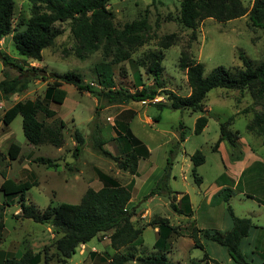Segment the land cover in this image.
I'll return each instance as SVG.
<instances>
[{"label": "rangeland", "instance_id": "374dc122", "mask_svg": "<svg viewBox=\"0 0 264 264\" xmlns=\"http://www.w3.org/2000/svg\"><path fill=\"white\" fill-rule=\"evenodd\" d=\"M179 1H111L108 10L113 15V26L118 33L125 24L142 19L146 21L140 32L126 37V42H122L123 48L129 53L128 59L114 62V57L104 55L101 46L77 57L76 45L69 32L68 23L58 24L62 33L50 47L41 52L40 61L18 56L11 37L25 28L30 17V4L26 0H15L11 32L0 42V80L3 79V73L11 78L19 73L14 67L3 65L2 59L6 58L8 62L25 70L36 68L45 74L77 73L84 84L92 85L93 88L101 87L98 73L106 70L112 77L113 89L121 88L132 93L141 85L153 87V78L148 68L149 54L155 53L160 56L163 88L185 97L190 90L185 71L179 68L182 52L189 61L203 66L204 77L216 67H224L230 71L242 69L240 54L253 64L264 58V32L250 26L247 14L226 23L205 19L198 25L196 39L192 41L191 31L177 20ZM240 1L249 11L252 0ZM62 88L66 91L63 104H47L48 109L56 112L55 117L44 119L38 115V120L47 126H54L59 120L64 122V128L61 130L63 143L60 147L48 143L40 146L28 144L22 133L20 115L8 125L1 122L3 112L14 103L44 99L46 81L33 80L25 91L14 95L5 97L0 94V172L5 173V178L14 182H35V186L25 192V202L40 212L48 205L79 203L88 188L97 190L102 187L101 175L110 176L124 186L132 183L131 192L136 187L140 189V194L133 195L127 208L135 209L131 219L134 227H145L137 243L116 251L110 246V232L99 235L98 238L80 246L64 264H108L115 253L131 252L136 258L158 254L153 246L158 238L157 233L153 227H146L154 218H167L172 226L177 225L179 229V235L170 237L169 252L165 253L171 262L189 264L192 259H201L203 251L189 246L186 238H189L188 235L194 226L213 229V223L204 216L208 207L201 204L195 212L196 222L189 223L187 219L183 220L172 211L170 200L165 193L145 198L162 177L163 183L171 191L178 193L187 190L193 200L198 202L199 190L187 168L190 155L196 151H200L205 158V162L196 169L197 175L203 179L201 191L221 182L224 183L223 187L233 190L229 204L234 215L249 218L259 234L256 247H244L242 254L250 264H262L260 255L264 253V187L261 184L264 183V136L259 137L246 130L253 114L260 111L262 106L253 103L247 90L239 92L213 89L203 101V111L193 113L189 110L157 109L154 107L155 102L167 103L163 94L152 101L123 104L102 101L97 104L96 98L87 92L78 91L70 85H63ZM203 115L207 117V125L196 135L193 132L195 121ZM226 121L227 129L238 133L237 143L242 157L236 162L229 160V149L225 142H219L216 149H213L219 137V123ZM118 123L128 124L134 137L142 143L148 153L147 156L139 158L140 165L135 176L119 170L112 160L91 148L93 137L97 134L105 141L103 148L114 156L121 155L125 149L127 151L129 146L123 137L117 138L115 133L118 130L115 125ZM180 127L184 132L183 142L178 139ZM75 129L81 133L84 140L76 158L72 156ZM11 143L20 147L18 157L13 161L6 155ZM39 157L51 159L56 166L47 167L36 162ZM167 160L170 161L171 170L165 176ZM180 170L186 173V185L181 180ZM150 171H154L153 177L146 180ZM232 172L239 174L235 176L238 179H231L234 175ZM241 172L244 177L242 179ZM1 182L0 173V184ZM212 201V212L221 220L224 214L227 215L225 204L221 197H214ZM19 213L18 198H5L0 191V251L16 257L30 251L40 255L39 264H43L45 254L49 264H58L52 228L48 224H36L31 220L16 217ZM248 238L252 240L254 237L248 235ZM204 251L210 255L214 254L211 247ZM92 252H95L94 255H91ZM126 264L140 263L135 259Z\"/></svg>", "mask_w": 264, "mask_h": 264}, {"label": "trees", "instance_id": "16d2710c", "mask_svg": "<svg viewBox=\"0 0 264 264\" xmlns=\"http://www.w3.org/2000/svg\"><path fill=\"white\" fill-rule=\"evenodd\" d=\"M30 4V17L22 31L12 35V41L18 56L34 61L41 60V52L50 47L54 40L62 33L58 24L68 23V29L76 45L75 54L81 57L101 46L106 57H114V62L125 61L129 53L123 48L126 37L136 34L145 27V19L125 24L118 33L113 26V15L108 10V5L113 0H26ZM15 0H0V42L11 32L12 16ZM248 15L251 27L262 29L264 32V0H252L249 11L242 6L240 0H180L178 22L191 31L190 40L196 39V29L205 19H213L218 23H226ZM149 73L153 78V87L139 86L134 92L124 89L112 88V77L106 70L98 73L101 87L93 88L92 85L84 84L81 76L77 73L65 74L50 73L36 68L25 70L21 66L12 64L3 58V65H10L19 71L17 76L9 77L3 73L0 80V94L10 96L25 91L28 84L33 80L46 81L44 99L25 100L14 103L3 112L1 122L10 124L16 116L22 118V133L26 142L32 146H40L48 143L54 147H60L63 143L61 130L64 122L59 120L54 126L44 125L38 120L40 114L44 119L55 117L56 112L47 108L48 103L61 105L66 97L63 85L73 86L78 91H84L93 95L97 104L105 101L109 104H123L129 102L152 101L163 94L166 104L155 102L154 107L159 110H189L202 112L203 101L207 93L213 89H226L234 91L247 90L254 104L261 105L262 109L255 112L246 130L256 136H264V58L256 64L239 55L242 69L230 71L224 67H216L210 73L203 76V66L200 63L189 61L184 52L181 53L179 68L185 71L189 94L179 96L172 91L163 88L161 81L162 68L159 64L158 54H149ZM50 79V80H49ZM49 80V81H48ZM141 87V88H140ZM98 109V108H97ZM156 121V119H155ZM118 125V126H117ZM117 138H122L129 146L128 150L121 155L114 156L103 147L105 141L97 134L93 137L91 148L100 155L112 160L119 170L127 172L131 176L137 174L139 158L148 153L142 143L134 137L128 124L118 123ZM207 125V117L200 116L194 125V134L199 135ZM228 122L219 123V137L214 144L216 149L219 142H225L229 149V160L239 161L242 152L237 140L238 133L227 129ZM179 132V142L184 141V132ZM74 148L73 157H77L83 137L75 129L73 132ZM264 145V140H263ZM20 153V147L14 143L8 146L6 155L10 161L16 160ZM192 169L191 175L194 183L200 185L202 177L196 173V168L205 162L200 151H196L189 157ZM47 167H55L56 164L48 158L39 157L35 160ZM167 160L165 176L170 168ZM2 182L0 191L5 198H18L20 213L18 218L31 220L36 224H48L55 235L54 248L58 254V264H64L75 254L76 250L91 239L110 232L108 237L111 248L116 251L128 247L140 240L145 227L135 228L132 223L135 209L127 208L131 199L132 183L121 185L110 176L101 175L102 187L97 190L88 188L79 203H59L56 206L48 205L43 211H38L33 205L25 202V192L35 186V182H14L5 178V173L0 172ZM164 176V175H163ZM165 176L163 178H165ZM157 186L146 196L152 198L156 194L165 193L169 200V206L176 215L190 217L192 210L188 196L183 193H174L165 183L162 177ZM165 182V181H164ZM160 185V186H159ZM232 189L223 187L215 197H221L225 204L226 212L231 220V229L226 232L209 231L192 227L189 238L193 241V247L203 251L199 260H190L189 264H220L208 257L204 251L199 237L216 243L225 248L228 256L235 264H250L241 251V241L247 238L251 229L255 228L249 218H240L234 215L229 204ZM180 195L179 201L176 195ZM8 205V203H7ZM146 227L157 229V240L154 249L158 254L147 257H135L131 252L124 254L115 253L109 259L108 264H126L137 260L140 264H175L171 262L165 253L169 252V239L172 235H179V229L170 224L167 218H154L146 224ZM92 252L91 255H94ZM264 264V253L260 255ZM40 255L25 251L16 257L8 252L0 251V264H39ZM43 264L48 263V257L44 254Z\"/></svg>", "mask_w": 264, "mask_h": 264}, {"label": "crops", "instance_id": "0c3cea01", "mask_svg": "<svg viewBox=\"0 0 264 264\" xmlns=\"http://www.w3.org/2000/svg\"><path fill=\"white\" fill-rule=\"evenodd\" d=\"M63 104V103H62ZM190 161V160H189ZM140 164H138L139 166ZM138 166H137V173H138ZM245 168V166H243ZM187 168L189 169V171L191 172V169H192V164H191V161H190V164L187 165ZM197 169V168H196ZM180 173V177H181V180L183 182V184L186 185V181H185V178H186V173L182 170L179 171ZM234 175L231 176V179L234 178V179H238L237 177H235L236 175H239L238 173H234L232 172ZM153 174H154V171H150V173H148V175L146 176V180L150 179L153 177ZM242 174V175H241ZM241 175V179L244 178L243 177V173L241 172L240 173ZM192 176V175H191ZM193 181V179H192ZM194 183V181H193ZM195 184V183H194ZM223 184V185H222ZM196 185V184H195ZM203 185V179H202V182L200 185H196L198 187V199L196 201L193 200L191 194H189V192L186 190L184 192H178V193H183V194H186L188 196V201H189V204H190V208L192 210V214L190 217H184L182 215H178L179 217L183 218L184 219H187V221L189 223H194L196 222V209H199V207L201 206V204H204L205 207H208L207 211L205 212V217L211 222L213 223V229H204L203 230H209V231H218V232H221L223 233L228 231L229 229H231V220L227 215H223L221 218V220H219L215 214L212 212V205H213V201L212 199L215 197V195L223 188L224 186V183H220L219 185L216 186V184L214 183V185L210 188L208 187L206 190H203L201 191V187ZM262 187H264V183L261 184ZM137 193V196H139L140 194V189H136V187L134 188V191L131 192V198H133V195ZM262 194L264 196V192L262 191ZM176 199L177 201H179L180 199V195L177 194L176 195ZM217 199V198H215ZM215 201V200H214ZM177 216V217H178ZM190 220H192V222H190ZM179 224V223H178ZM177 225H174V227H176ZM197 227V226H196ZM198 229H200L199 227H197ZM256 226L255 228L251 229L249 235H253V239L250 240L248 237L247 238H244L242 241H241V250L244 249V247H249V248H253V247H256V244H258L257 242H259V239H257L259 237V234L257 233L256 231ZM154 231H156L157 233V229L154 228L153 229ZM188 239L187 243L189 246H193V241L190 239V238H186ZM199 242L202 244L203 248L206 250L207 247H211L214 251V254L210 255L208 254V257L213 259V260H216L218 261L220 264H233L234 262L230 259V257L228 256L227 252L223 249V247L221 248V246L217 245L216 243H213L211 241H207L203 238H200L199 237ZM81 246H84V245H81ZM233 262V263H232ZM235 264V263H234ZM263 264V263H262Z\"/></svg>", "mask_w": 264, "mask_h": 264}]
</instances>
